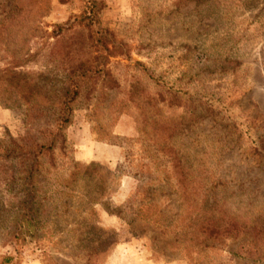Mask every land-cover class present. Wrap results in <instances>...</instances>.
I'll return each instance as SVG.
<instances>
[{"label":"rangeland","instance_id":"374dc122","mask_svg":"<svg viewBox=\"0 0 264 264\" xmlns=\"http://www.w3.org/2000/svg\"><path fill=\"white\" fill-rule=\"evenodd\" d=\"M97 1L103 11L93 49L79 47L91 36L81 24L85 0H52L40 37L12 46L25 49L27 61L18 69L24 81L46 94L64 86L51 55L60 28L77 21L70 35L76 64L89 60L93 67L105 33L110 49L104 72L87 80L71 105V148L45 158L47 169L55 172L56 162V176L76 186L67 198L74 207L82 200L86 168L103 203L82 228L75 209L73 218L56 225L43 222L41 244L29 236L10 243L11 215L0 203L6 210L0 216V264L7 257L13 258L7 264H264V0ZM2 5L8 4L0 0V20ZM114 47L125 55L111 57ZM133 78L146 90L139 88L140 98L157 99L162 86L166 121L156 135L141 130L137 109L115 113ZM147 108L152 125L157 110L153 103ZM25 115L0 103V166L23 134ZM73 164L80 166L79 180L72 178ZM83 233H89L84 243L78 241ZM101 235L104 253L97 256L93 248Z\"/></svg>","mask_w":264,"mask_h":264},{"label":"trees","instance_id":"16d2710c","mask_svg":"<svg viewBox=\"0 0 264 264\" xmlns=\"http://www.w3.org/2000/svg\"><path fill=\"white\" fill-rule=\"evenodd\" d=\"M3 18L0 20V63L4 68H0V103L5 108L20 107L25 112L26 119L24 121L23 134L16 140H13L11 147L8 148V156L6 157L5 166H0V172L4 174L0 178V184L4 187V191L8 199L4 198V204L8 207L7 211L11 216L12 225L9 228L8 235L10 243L18 244L28 238L36 239L37 244L44 242L43 222L49 223L51 226L58 224V221L64 218H73L71 212L73 209L78 212L79 221L77 225L80 227L87 226L91 221V213L95 215V206L102 204L101 198H95L98 194L97 183L94 182V176L89 173L90 168L84 169L86 180L80 196L81 201L78 202V207H74L72 200L67 198L72 197L76 193V186L68 185L66 180L59 178L57 175L59 164H53L55 172L46 168L45 158L51 155V160H54V152L61 150L67 151L71 148L68 140L67 129L73 120L72 103L80 96L83 84L89 79L99 78L105 69L106 49H110L108 42L103 37V43L99 47V55L96 57L97 64L93 67L90 61L80 62L76 64V53L74 47L77 45L72 43L71 34L76 33L75 27L77 21L70 25L69 28H60L58 33L59 40L54 46L51 55L54 57V65L64 74L63 87L56 92L47 90L46 94L37 90V87H30L22 77L24 73L18 71L24 67L26 63L25 49L21 47H13L12 43L20 40L21 44H26L29 40L35 39L40 35V24L43 19L51 12L52 0H4ZM74 0H60L61 4H69ZM85 6L81 17V24L89 30V35L79 44L81 50L89 51L93 49L92 34L96 25L100 24V12L103 11L102 3L97 0H85ZM101 25V24H100ZM101 33V32H100ZM40 37V36H39ZM106 46V47H105ZM98 48V47H97ZM115 50L110 52L111 57L125 55L123 52L118 54ZM12 53V54H11ZM102 58V61L99 60ZM95 70V73L93 72ZM75 77V78H74ZM77 77V78H76ZM117 82V80H114ZM96 84V83H95ZM141 79L133 78L130 82V89L127 91V96L123 97L119 106L115 107V113L118 117L125 114H133V110L139 111V116L136 118L140 121L138 125L141 130L146 133L148 129H152L154 135L158 133L157 126L160 123H165L166 118L161 114V106L165 104L166 97L161 90L158 93L157 99L147 95L139 97V88ZM142 92L143 86L141 88ZM51 94V95H50ZM18 99L23 103L15 106ZM116 101V100H115ZM111 104L113 105L114 102ZM177 101H181L180 94L177 96ZM154 104L157 112L155 116L158 120L149 124L148 114L146 115L147 106ZM180 106V103H177ZM93 104H89L87 110L92 111ZM110 108V107H108ZM53 116V118H51ZM160 117V120H159ZM118 119V118H117ZM149 124V126H148ZM149 127V128H148ZM161 139V137H159ZM99 140L108 141L107 138L99 137ZM74 165L72 178L79 180V165ZM93 168V167H91ZM51 181V184L47 181ZM74 179V180H75ZM84 179V178H83ZM76 184V181H73ZM79 181H77L78 183ZM80 194V193H79ZM3 195V194H2ZM67 199L66 201H64ZM82 205V206H81ZM4 208V207H3ZM131 211L135 209L130 206ZM70 211V212H69ZM89 226V225H88ZM95 228V227H94ZM100 230V229H99ZM102 232V230H100ZM51 229L47 230L49 233ZM54 235V233H52ZM89 233L79 234L78 241L85 242L83 239ZM97 245L93 248L95 255H101L104 247V240L101 237L95 242ZM92 255V254H91ZM13 258H5L4 263H9ZM91 260V259H90ZM3 264V263H1Z\"/></svg>","mask_w":264,"mask_h":264}]
</instances>
